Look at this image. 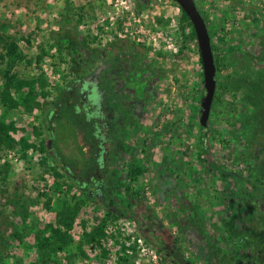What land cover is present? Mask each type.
<instances>
[{
  "label": "rangeland",
  "instance_id": "obj_1",
  "mask_svg": "<svg viewBox=\"0 0 264 264\" xmlns=\"http://www.w3.org/2000/svg\"><path fill=\"white\" fill-rule=\"evenodd\" d=\"M195 3L213 54L224 57L215 73L207 120L209 153L200 137L203 73L198 44L196 38L188 39L184 54L178 55L183 32L175 0H0V35L15 36L26 54L43 41L46 51L54 53L50 43L68 36L79 38L85 55L109 62V89L117 100L108 112L116 123L115 153L122 162L118 177L125 182L103 188L105 201L113 203L109 208L87 199L75 218V244L84 229L104 222L98 243H85L84 253L70 259L67 251H59L43 263L34 231L50 233L67 191L39 162L46 157L64 176L65 171L45 151L29 150L27 159L17 150L1 152L0 159L11 168L0 192V264H175V256L176 264H249L253 240L264 250V224H257L250 202L258 197L251 182L264 194V178L255 181L247 170L252 159L264 155V0ZM53 60L46 57L42 64L52 91L47 99L39 98L43 103L56 94L53 86L63 83L62 74H75L71 59L56 62L57 67ZM17 70L23 77L38 72L33 64H20ZM10 116L30 138L33 125H40L49 150L48 123L41 110L19 108ZM210 161L248 180L224 177L210 168ZM130 165L145 169L134 182L126 178ZM73 193L79 195L78 189L66 195L70 199ZM257 201L264 214V196ZM250 231L253 240H246L244 248L228 246ZM234 249L243 258L240 263L234 262L235 255L230 258Z\"/></svg>",
  "mask_w": 264,
  "mask_h": 264
},
{
  "label": "trees",
  "instance_id": "obj_2",
  "mask_svg": "<svg viewBox=\"0 0 264 264\" xmlns=\"http://www.w3.org/2000/svg\"><path fill=\"white\" fill-rule=\"evenodd\" d=\"M179 8L183 34L178 55L182 56L186 48L185 42L190 38H196V35L189 17L180 6ZM186 28H188V33L184 34ZM24 40L27 44H32L28 37ZM78 40L79 38L60 36L55 38L54 43H50L54 53L46 51L47 44L43 41L35 46L33 53L26 54L20 48L15 36L7 33L0 35V154L3 151L17 150L21 158L27 159L29 150L45 151L54 156L56 163H60L66 176V180H64L65 176L58 171L55 164H48L46 157L39 162L45 171H49L55 176L57 186L61 187L60 189L64 186L67 191L59 200L55 211V224L49 225L50 233L45 234L46 229L34 231V246L39 261L43 263H48L59 251H67L70 259L77 253H84L83 245L85 243H92L91 246L93 243H98L104 235V222L89 230L84 229L81 239L75 244L71 235L75 218L87 199H95L99 205L109 208L113 203L105 201L103 188L107 186L115 188L119 185L123 186L125 183L118 177L117 169L122 165V162L120 163V157L115 153L117 150L114 130L116 123L113 121V113L108 112L114 107L113 102L117 100L115 93L109 89L111 84L107 77V72L110 70V67L107 66L109 62L103 63L100 56L97 60L94 58L95 55H85L81 49L84 46H79L81 42ZM46 57L54 59L52 62L55 67H57V63H68L71 59L74 61L73 66L76 69L73 77L61 75L63 83L53 86L56 94L51 100L43 103L44 101L40 102L39 98L47 99L52 94L42 68ZM100 60L103 64L98 65L97 61ZM91 62H96L97 65H92ZM214 62L216 71H219L224 57L214 55ZM199 63L201 64L200 55ZM20 64H33L38 71L37 74L31 77L21 76L17 70V66ZM204 93L203 87L202 94ZM45 105L46 107H44ZM19 108L29 113L34 110L43 112L44 119L48 123L47 131L51 140L49 150L42 138L43 130L40 125H33L34 138L20 133V128L16 126L10 116L12 110ZM199 127L203 151L209 153L206 138L207 125L199 124ZM65 148L68 149L66 152ZM209 166L224 177L233 176L248 180V177H243L235 171L222 169L212 161ZM10 168L9 161L0 159V192L5 191ZM247 170L249 177L258 182L261 181L264 178V155L252 159V162L247 165ZM144 171L145 169L140 165H130L126 171L127 182H134ZM251 186L258 195V197L250 199L251 206H253L254 215L258 219L257 224L263 225L264 214L261 213L257 200L259 197L263 198L264 194L254 183L251 182ZM74 189H78L79 195L76 196L73 193L69 199L66 194H70ZM109 192L110 190H108V194ZM50 202L51 198L47 197L45 205L49 207ZM15 236L20 237L17 233ZM246 240H253L251 231L242 234L228 246L244 248ZM253 241L249 264H263L264 254L262 252L264 250L262 247H257L255 240ZM72 244L75 245L74 252L71 248ZM70 249L71 251H69ZM235 249L233 253H230V258L235 255L234 262L240 263L239 261H243V258L238 257L239 251ZM177 254L182 261L183 257L179 252ZM177 259L176 256L173 259L175 264L178 262ZM184 262L188 263L189 261L185 260Z\"/></svg>",
  "mask_w": 264,
  "mask_h": 264
},
{
  "label": "water",
  "instance_id": "obj_3",
  "mask_svg": "<svg viewBox=\"0 0 264 264\" xmlns=\"http://www.w3.org/2000/svg\"><path fill=\"white\" fill-rule=\"evenodd\" d=\"M179 6L184 10L192 23L196 40L199 49V55L202 65L203 73V87L205 93L200 99V117L199 123L202 126L207 125V120L210 113V108L215 92V73L216 66L214 62V55L210 43V36L204 18L200 14L195 0H175Z\"/></svg>",
  "mask_w": 264,
  "mask_h": 264
},
{
  "label": "built area",
  "instance_id": "obj_4",
  "mask_svg": "<svg viewBox=\"0 0 264 264\" xmlns=\"http://www.w3.org/2000/svg\"><path fill=\"white\" fill-rule=\"evenodd\" d=\"M140 240V239H139ZM141 241V240H140Z\"/></svg>",
  "mask_w": 264,
  "mask_h": 264
}]
</instances>
